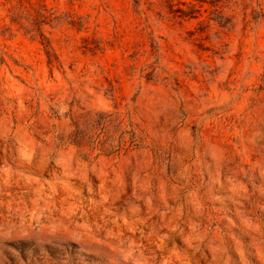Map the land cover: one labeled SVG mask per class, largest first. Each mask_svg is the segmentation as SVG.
<instances>
[{
  "label": "rangeland",
  "instance_id": "obj_1",
  "mask_svg": "<svg viewBox=\"0 0 264 264\" xmlns=\"http://www.w3.org/2000/svg\"><path fill=\"white\" fill-rule=\"evenodd\" d=\"M0 264H264V0H0Z\"/></svg>",
  "mask_w": 264,
  "mask_h": 264
},
{
  "label": "trees",
  "instance_id": "obj_2",
  "mask_svg": "<svg viewBox=\"0 0 264 264\" xmlns=\"http://www.w3.org/2000/svg\"><path fill=\"white\" fill-rule=\"evenodd\" d=\"M19 1H21V0H19ZM40 6H41V7H44V4H43V3H41V4H40Z\"/></svg>",
  "mask_w": 264,
  "mask_h": 264
}]
</instances>
